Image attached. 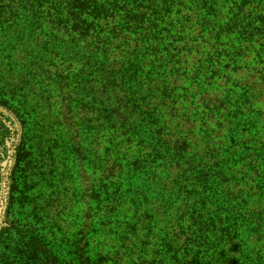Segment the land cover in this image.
I'll return each instance as SVG.
<instances>
[{
    "label": "trees",
    "instance_id": "1",
    "mask_svg": "<svg viewBox=\"0 0 264 264\" xmlns=\"http://www.w3.org/2000/svg\"><path fill=\"white\" fill-rule=\"evenodd\" d=\"M189 1L184 6L183 0H0V184L8 151L21 160L17 123L45 112L48 120L29 123L34 130L47 128L45 140L49 129L61 133L63 139L53 141L59 164L99 172V186L90 194L99 223L120 229L123 223L114 217L125 206L135 208L126 224L134 232L118 233L131 243L135 235L143 252L151 246L160 264H264V109L255 108L264 106V67L257 83L242 84L227 74L245 54L264 64V44L255 43L264 37V4L255 13L257 8L243 10L254 0H240L242 6L223 0V8L215 0ZM182 8L190 13L186 24L200 11L196 20L214 33L212 41L203 45L191 32L183 33L187 25L177 19ZM193 54L200 62L196 75L190 84L179 82L189 73L182 58ZM215 81L223 95L212 98L213 106L206 96L198 107L186 104ZM59 105L71 117L62 130L49 121L59 115ZM177 116L183 123L174 125ZM221 130V136L215 134ZM93 146H105V156L95 157ZM121 148L124 153L117 151ZM174 163L201 179L192 215L200 228L183 246L170 242L177 202L164 198L156 177ZM142 230L147 238L140 237ZM33 242L16 244L6 264H61L29 249L39 246Z\"/></svg>",
    "mask_w": 264,
    "mask_h": 264
},
{
    "label": "rangeland",
    "instance_id": "2",
    "mask_svg": "<svg viewBox=\"0 0 264 264\" xmlns=\"http://www.w3.org/2000/svg\"><path fill=\"white\" fill-rule=\"evenodd\" d=\"M183 2L184 6L190 5L189 0H183ZM215 2L217 3L215 7L223 8L221 6L223 0H215ZM233 2L240 6L244 4L240 0H232ZM253 4V7L248 4L243 10L250 9L253 11V8H257L255 13H261L264 0H254ZM196 5V3H193V6ZM199 12L196 10L193 15L194 18L186 24L184 17L190 15V13H186V10L182 8V13L177 15V19L179 23L187 25L184 28V34L191 32V36L199 37L203 45H206L212 41L214 33L205 29L206 24L203 25L196 20ZM252 16L254 17V15ZM191 24H194V26L189 31ZM255 43L263 45L264 37L257 36ZM191 45V43H186L184 48L188 49ZM195 57L199 56L193 54L192 56L187 55V58H182L188 62V67L183 66V69L189 73L187 75L181 74L178 77L179 82L190 84L195 77V68L200 65ZM222 64L224 63L219 65L221 71L223 70L221 69ZM229 64H233V61ZM236 66V71H233L234 69L231 66L227 70V74L234 77L233 79L236 81L245 84V82L257 83V77L263 72L264 64L254 59L253 55L245 54L236 62ZM183 72L185 71L181 70L180 73ZM233 72H235L234 75H232ZM220 75L224 76L222 73ZM230 80L227 76L222 78V82L225 84L229 83ZM193 87L196 89L195 84ZM196 94V100L192 102L189 99L187 105L192 103L198 107L202 103L200 99L203 96H206V103H210L215 96L221 98L223 90L220 81H215L210 86L205 85L203 95L199 94L198 89ZM262 96H264V93ZM155 101L158 104L163 102L159 99H155ZM210 104L213 106V103ZM232 104V102H229L228 106ZM258 104L255 105V108L258 109V106H262L264 109L262 104ZM13 106L16 108L17 104L13 103ZM235 106L238 107V105ZM56 110L59 115L56 114V118H51L49 121H57L61 125L57 128L62 130L65 123L70 121L66 119L71 117L65 107L62 108L59 105ZM28 111L30 110L28 109ZM82 117H84V113L75 116V120L82 122ZM17 119L19 120V118ZM181 119L180 116H177L174 119V125L177 123L182 124ZM23 120L21 121L25 122L23 125L17 121L18 126L21 127L19 128L21 142L24 144L21 160L19 158V161H16L12 154L13 151H8L1 163L3 174L2 183L0 184V235L3 233L2 237L6 239L0 244V264H6L9 258L14 259L16 244L21 241L30 243L33 240H36V243H33L39 246L33 244L34 247L31 246L29 249H33L40 256H47V253H49L61 264H154V259L156 264H160L159 258H156V254L153 253L154 249L151 246H149V250L143 252L144 247L134 242L135 235H131L132 244L118 233L122 230L134 232L132 227L126 228V224L136 215L135 208L129 209V205L125 206V209L114 217V220L117 219L123 223L120 229L114 228L112 224L103 225L97 221L96 204L90 194L96 186H99L98 181H96L99 172H94L93 169L88 172L82 171L81 168L68 162L65 165L59 164L60 161H57L59 152L55 149L57 147L54 146L57 143L53 141L63 139L61 133L55 128L49 129L50 134L47 135L45 140L47 128L44 131L32 129L31 124L33 121L45 122V120H48L45 117V112L36 111V114H32V117L24 115ZM210 126L212 128L214 124H210ZM224 127L228 128L225 124ZM77 128L74 126V130H77ZM67 129L64 132H69ZM223 133L224 130H221L215 134L221 136ZM190 140L189 143L193 146L195 144L194 139L192 141V138H190ZM65 143H67L68 148H72L71 142L69 144L68 142ZM104 147L93 146L96 152L95 157L103 154V152L105 156ZM117 151L120 153L125 152L123 148ZM64 155L67 156V154ZM110 165L112 164L110 163ZM237 167L239 168L240 165L238 164ZM157 176H159L165 192L164 198H168L170 202H177L176 213L171 222V228L168 230L171 238L170 242L173 241L179 246H183L186 241L189 242L194 239L192 235L200 228L199 224H194L192 215H197L195 214L197 210L194 209V203L198 199L199 192H201L199 186L201 179L193 169L191 170L185 165L180 167L176 163L169 167L165 175L158 174ZM182 207L186 211L181 210ZM141 215L142 213L139 212V216ZM136 229L140 231L142 228L138 225ZM147 233L148 231L142 230L140 237L142 239L147 238ZM150 235V238H153L154 235ZM179 248L181 247H177L176 250H179Z\"/></svg>",
    "mask_w": 264,
    "mask_h": 264
}]
</instances>
